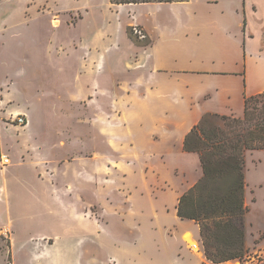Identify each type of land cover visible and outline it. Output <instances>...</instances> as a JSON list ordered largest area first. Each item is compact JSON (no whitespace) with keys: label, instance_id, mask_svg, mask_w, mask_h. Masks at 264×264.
<instances>
[{"label":"rangeland","instance_id":"obj_1","mask_svg":"<svg viewBox=\"0 0 264 264\" xmlns=\"http://www.w3.org/2000/svg\"><path fill=\"white\" fill-rule=\"evenodd\" d=\"M188 1L193 12L110 0H0V152L11 161L0 169V264H212L194 234L198 224L173 209L202 178L201 163L196 172L175 155V170H165L159 156L139 150L131 108L118 105L135 48L149 44L133 34L137 14L161 25L172 45L195 47L207 69L236 74L217 80L233 95V113L243 111L244 82L249 93L262 89L264 0ZM101 56L107 65L99 62L95 78L89 65ZM111 77V106L102 92L91 102L93 84L103 89ZM164 179L178 193L194 185L161 203L167 211L152 195ZM245 179L249 257L225 264H264V151L245 153Z\"/></svg>","mask_w":264,"mask_h":264},{"label":"crops","instance_id":"obj_2","mask_svg":"<svg viewBox=\"0 0 264 264\" xmlns=\"http://www.w3.org/2000/svg\"><path fill=\"white\" fill-rule=\"evenodd\" d=\"M176 4H141L131 5V7L136 9L145 6L151 9L189 7L192 12L194 11L191 6H188L190 4L189 1L183 4ZM194 15H197V12ZM133 23L138 25L136 27L142 28L140 29L145 33V40L149 44L135 48L134 66L127 71L126 75H123L127 76L124 79L128 82L129 91L126 92L125 97L121 99L118 105L131 108L132 115L129 122L135 123L132 128H137L135 132L137 136L135 135V137H138V141L137 138L135 139L141 152L159 156L162 159L164 169L168 171L175 170L173 158L175 155H179L184 160L192 162L196 166L195 171L197 172L200 164L199 157L197 154L184 151L185 137L206 115L242 117L244 98L264 93V85H262V89L255 93H249V83L248 81L247 83L244 82L246 89H242L241 98L239 103H237L243 111L241 110V113L237 115V113H233L235 111L233 108L235 102L233 101L232 93L225 91L220 84H217V80H224L223 77L236 75L235 73H230L226 70L207 69L201 62H197L198 56L195 47L189 48L182 44L179 49L172 45L171 38L169 39L165 29L160 28L161 25L159 24H153L150 21L147 24L138 14ZM101 57L103 59L102 62L100 61ZM101 57L92 59L93 62L89 65L88 74L95 78L101 74L97 67L99 62L102 66L107 65L106 56ZM125 60L131 61L130 56H127ZM207 83L209 87L204 86ZM4 88L7 97H9L10 86L7 84V87ZM90 89V96L93 99L91 102L98 100L100 96L98 92H102L104 107L111 106L112 77L105 80L103 89L99 88L97 84H93ZM3 91L4 89L2 88L1 92ZM79 98L80 96L77 97V100ZM215 98L218 99L219 104L209 105L210 102L208 101H212ZM3 103L5 104L6 102ZM8 113V111L5 112V116ZM108 116L111 117L110 115ZM111 131L110 119L104 117V137L109 139ZM190 162L186 165L187 168H190ZM32 166L35 168V165ZM167 177H170V175ZM50 183L52 184L51 180ZM161 183L156 194L152 193V195L158 196L157 209L161 210L160 207H164L166 211L167 206H163V202L164 204L174 203L176 195L181 197L186 190L194 186L191 185L186 189L182 185V189L179 188L181 193H178V188L168 179H164ZM93 186L95 188V184ZM173 209L175 210L174 215H177L176 208L174 207ZM194 234L201 238L199 226L195 228Z\"/></svg>","mask_w":264,"mask_h":264},{"label":"trees","instance_id":"obj_3","mask_svg":"<svg viewBox=\"0 0 264 264\" xmlns=\"http://www.w3.org/2000/svg\"><path fill=\"white\" fill-rule=\"evenodd\" d=\"M114 6L186 3L188 0H110ZM184 151L197 154L203 176L178 205V217L198 224L212 264L242 262L246 245L245 153L264 151V93L245 97L242 118L209 114L190 131Z\"/></svg>","mask_w":264,"mask_h":264},{"label":"built area","instance_id":"obj_4","mask_svg":"<svg viewBox=\"0 0 264 264\" xmlns=\"http://www.w3.org/2000/svg\"><path fill=\"white\" fill-rule=\"evenodd\" d=\"M133 34L137 36L140 40H145V33L138 27L133 28ZM15 122L18 123L19 126H26L27 119L24 116H18L14 119ZM11 164V161L7 155L0 154V169L3 170Z\"/></svg>","mask_w":264,"mask_h":264},{"label":"bare ground","instance_id":"obj_5","mask_svg":"<svg viewBox=\"0 0 264 264\" xmlns=\"http://www.w3.org/2000/svg\"><path fill=\"white\" fill-rule=\"evenodd\" d=\"M59 23L58 22H54V25L57 26Z\"/></svg>","mask_w":264,"mask_h":264}]
</instances>
